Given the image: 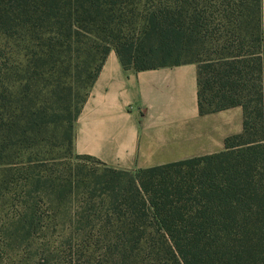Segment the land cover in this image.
Returning <instances> with one entry per match:
<instances>
[{
	"label": "trees",
	"instance_id": "1",
	"mask_svg": "<svg viewBox=\"0 0 264 264\" xmlns=\"http://www.w3.org/2000/svg\"><path fill=\"white\" fill-rule=\"evenodd\" d=\"M198 68L220 152L136 173L73 150L107 56ZM0 264H264V0H0Z\"/></svg>",
	"mask_w": 264,
	"mask_h": 264
},
{
	"label": "crops",
	"instance_id": "2",
	"mask_svg": "<svg viewBox=\"0 0 264 264\" xmlns=\"http://www.w3.org/2000/svg\"><path fill=\"white\" fill-rule=\"evenodd\" d=\"M197 72L125 69L111 51L74 123V153L135 173L222 151L242 131V109L201 115Z\"/></svg>",
	"mask_w": 264,
	"mask_h": 264
},
{
	"label": "rangeland",
	"instance_id": "3",
	"mask_svg": "<svg viewBox=\"0 0 264 264\" xmlns=\"http://www.w3.org/2000/svg\"><path fill=\"white\" fill-rule=\"evenodd\" d=\"M240 108V107H239ZM234 111V113H235V110H233ZM233 119H234V115H233ZM88 164L89 165H92V166H95V167H97V168H99V169H102L103 168V165H100L99 163H97L96 161H90V162H88ZM138 172V171H137ZM136 173V172H135Z\"/></svg>",
	"mask_w": 264,
	"mask_h": 264
}]
</instances>
